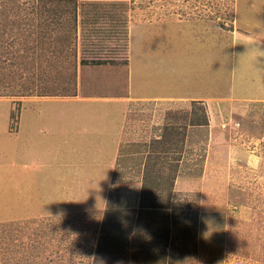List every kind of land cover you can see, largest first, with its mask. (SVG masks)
<instances>
[{
    "label": "rangeland",
    "instance_id": "obj_1",
    "mask_svg": "<svg viewBox=\"0 0 264 264\" xmlns=\"http://www.w3.org/2000/svg\"><path fill=\"white\" fill-rule=\"evenodd\" d=\"M0 264H264V0H0Z\"/></svg>",
    "mask_w": 264,
    "mask_h": 264
},
{
    "label": "crops",
    "instance_id": "obj_2",
    "mask_svg": "<svg viewBox=\"0 0 264 264\" xmlns=\"http://www.w3.org/2000/svg\"><path fill=\"white\" fill-rule=\"evenodd\" d=\"M208 64H209V63H208ZM213 66H214V65H212V66L209 65V68L211 67V70H210L211 73H212V71H213V69H214ZM210 81H211V82H210ZM214 81H215L214 79H213V80H209L208 83L214 84ZM206 87H207V86H206ZM205 89H206V88L203 87V91H204L206 94H208V95H209V94H212V93H211L210 91H208V90H207V92H206Z\"/></svg>",
    "mask_w": 264,
    "mask_h": 264
},
{
    "label": "trees",
    "instance_id": "obj_3",
    "mask_svg": "<svg viewBox=\"0 0 264 264\" xmlns=\"http://www.w3.org/2000/svg\"><path fill=\"white\" fill-rule=\"evenodd\" d=\"M99 60H101V59H95V58L94 59H86V58H83L82 57L81 62L84 63V64H86L87 61H92L93 63L94 62H97L98 63Z\"/></svg>",
    "mask_w": 264,
    "mask_h": 264
}]
</instances>
